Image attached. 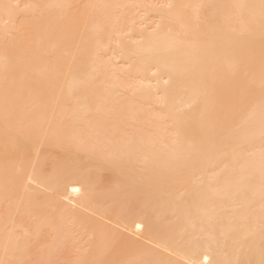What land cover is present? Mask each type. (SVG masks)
<instances>
[{
  "label": "bare ground",
  "instance_id": "bare-ground-1",
  "mask_svg": "<svg viewBox=\"0 0 264 264\" xmlns=\"http://www.w3.org/2000/svg\"><path fill=\"white\" fill-rule=\"evenodd\" d=\"M0 264H264V0H0Z\"/></svg>",
  "mask_w": 264,
  "mask_h": 264
}]
</instances>
